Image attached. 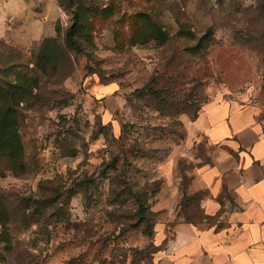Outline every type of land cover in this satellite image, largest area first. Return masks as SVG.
<instances>
[{
  "label": "rangeland",
  "instance_id": "obj_1",
  "mask_svg": "<svg viewBox=\"0 0 264 264\" xmlns=\"http://www.w3.org/2000/svg\"><path fill=\"white\" fill-rule=\"evenodd\" d=\"M221 99L264 114V0H0V264H154L166 166L197 221L186 126Z\"/></svg>",
  "mask_w": 264,
  "mask_h": 264
},
{
  "label": "crops",
  "instance_id": "obj_2",
  "mask_svg": "<svg viewBox=\"0 0 264 264\" xmlns=\"http://www.w3.org/2000/svg\"><path fill=\"white\" fill-rule=\"evenodd\" d=\"M186 127L187 146L203 142L209 158L193 169L188 189L200 195L202 214L195 222L177 219L181 193L170 185L171 160L157 201L169 218L155 229L154 264H264V114L214 100Z\"/></svg>",
  "mask_w": 264,
  "mask_h": 264
},
{
  "label": "trees",
  "instance_id": "obj_3",
  "mask_svg": "<svg viewBox=\"0 0 264 264\" xmlns=\"http://www.w3.org/2000/svg\"><path fill=\"white\" fill-rule=\"evenodd\" d=\"M79 15L80 13L76 11L73 17L75 24L79 23ZM73 29L74 26L68 30L67 39L69 42H71V45H73L75 49L81 51L74 38V33L72 31ZM3 92H4L2 93L3 97L10 98L12 100L13 97H10L11 90L6 89ZM0 112H1V108H0ZM20 149H21V145H20V137L17 132V125L9 122L8 125L6 126H0V150L11 157H14L19 153ZM196 196L199 197L200 199V195H196ZM8 212L9 211L7 208V204L5 202L3 194L0 191V217L5 218L8 215ZM186 222H194V221H189L186 218ZM152 248H155V252L157 251V247L154 245L153 242L150 243V246L147 249L137 250L135 251V254L140 258V260H143L142 258L147 259L149 255L155 253V252H151Z\"/></svg>",
  "mask_w": 264,
  "mask_h": 264
}]
</instances>
